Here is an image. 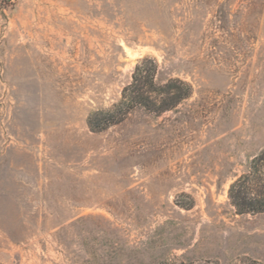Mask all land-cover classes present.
<instances>
[{"label":"rangeland","instance_id":"obj_1","mask_svg":"<svg viewBox=\"0 0 264 264\" xmlns=\"http://www.w3.org/2000/svg\"><path fill=\"white\" fill-rule=\"evenodd\" d=\"M151 65L190 95L90 130ZM262 152L264 0H0V264H264Z\"/></svg>","mask_w":264,"mask_h":264},{"label":"trees","instance_id":"obj_2","mask_svg":"<svg viewBox=\"0 0 264 264\" xmlns=\"http://www.w3.org/2000/svg\"><path fill=\"white\" fill-rule=\"evenodd\" d=\"M143 61L152 62L151 59ZM153 72L152 65L142 69L136 67L132 81L123 87L119 100L110 109L97 110L89 115L90 130H103L122 121L135 106L159 113L174 107L190 95L191 85L175 78L168 80L161 88L165 96L156 99L152 96L155 90ZM227 195L237 213L264 212V152L251 158L247 169L230 183Z\"/></svg>","mask_w":264,"mask_h":264}]
</instances>
